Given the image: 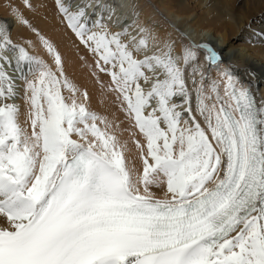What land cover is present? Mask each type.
Returning a JSON list of instances; mask_svg holds the SVG:
<instances>
[{
    "label": "snow or ice",
    "instance_id": "6c2138e0",
    "mask_svg": "<svg viewBox=\"0 0 264 264\" xmlns=\"http://www.w3.org/2000/svg\"><path fill=\"white\" fill-rule=\"evenodd\" d=\"M54 5L103 112L37 5L0 0V264H264L257 74L134 0Z\"/></svg>",
    "mask_w": 264,
    "mask_h": 264
},
{
    "label": "bare ground",
    "instance_id": "6f19581e",
    "mask_svg": "<svg viewBox=\"0 0 264 264\" xmlns=\"http://www.w3.org/2000/svg\"><path fill=\"white\" fill-rule=\"evenodd\" d=\"M149 1V0H148ZM126 2V0H121ZM141 5V11L145 20L154 19L158 30L171 31L166 22L158 15H154L151 8L147 7L144 0H134ZM160 6L164 16L176 23L183 30L189 29L190 35L198 42H208L220 50L224 56L229 54L237 68L249 67L259 75L257 86L261 94H264V46L252 45L248 41L254 33H264V0H242L240 7H252L250 13H237L233 0H151ZM19 3V0H17ZM37 5L35 13L25 10L27 18L59 48L61 54L70 64L67 65L69 75L78 83L86 85L92 97V107L103 112L100 104L99 90L88 77L86 69L81 67V61L77 55V45L74 35L57 17L54 0H32ZM43 5V6H40ZM0 16L5 18V13L0 8ZM9 19H11L9 17ZM175 36V33H173ZM13 39L28 37L36 43L35 37L23 28L13 26ZM214 39L211 41V37ZM216 42V45H215ZM38 55L47 59L46 53L36 44L34 50ZM81 55H86L80 49ZM245 57L247 65H245ZM243 78V74H241ZM119 115V114H118Z\"/></svg>",
    "mask_w": 264,
    "mask_h": 264
},
{
    "label": "rangeland",
    "instance_id": "374dc122",
    "mask_svg": "<svg viewBox=\"0 0 264 264\" xmlns=\"http://www.w3.org/2000/svg\"><path fill=\"white\" fill-rule=\"evenodd\" d=\"M145 2H146V4L147 3H149V1L148 0H144ZM240 1H242V0H233V2H234V8H235V11L237 12V13H243V14H247V13H250L251 12V10H252V7H240L239 6V3H240ZM139 4V3H138ZM0 19H2V17L0 16ZM162 20H164L163 18H162ZM165 22H166V24H167V26H168V22H171L172 24H175L176 25V23L175 22H173L171 19H168V20H164ZM14 26V25H13ZM181 30V29H180ZM181 31H183L184 33H186V34H190V30L189 29H183V30H181ZM211 37V36H210ZM214 39L211 37V41H213ZM212 44V43H211ZM215 45H216V42H215ZM214 47V46H213ZM217 47V46H216ZM42 49V48H41ZM34 54H37V53H34ZM230 55L229 54H227L226 56H225V59H226V61L228 60V57H229ZM231 62V61H230ZM259 74L257 73V76H258Z\"/></svg>",
    "mask_w": 264,
    "mask_h": 264
}]
</instances>
